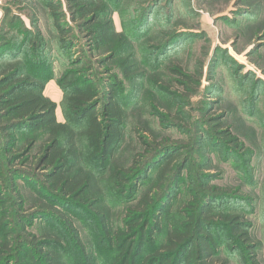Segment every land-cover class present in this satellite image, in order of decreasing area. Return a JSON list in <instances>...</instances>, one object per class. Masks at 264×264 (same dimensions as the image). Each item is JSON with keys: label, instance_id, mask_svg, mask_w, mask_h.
<instances>
[{"label": "trees", "instance_id": "1", "mask_svg": "<svg viewBox=\"0 0 264 264\" xmlns=\"http://www.w3.org/2000/svg\"><path fill=\"white\" fill-rule=\"evenodd\" d=\"M40 1L51 11L62 51L76 46L80 30L98 61L125 54L128 43L115 35L106 4L67 0L72 31L60 2ZM34 38L25 45L35 68L21 64L19 52L1 50L0 55V264H101L97 246L115 252L106 256L108 264H232L237 255L247 264H260L259 245L233 191L211 185L208 173H203L204 181L190 173L184 176L186 158L178 161L179 147L167 138L151 142L139 133L143 146L130 144L133 129L138 130L130 129L126 107L138 90L131 57L112 65L123 78L115 74L107 81L83 76L78 62L60 68L56 82L64 93L65 119L60 122L57 103L44 94L54 79L51 69L55 71L57 57L40 33ZM173 70L189 79L179 68ZM216 119L209 121L212 128L201 124L203 135L192 139L200 150L207 139L214 151L219 148L213 131L223 142H235ZM209 161L202 163L204 170ZM151 174L156 182L140 196ZM17 179L32 185L37 195L21 189ZM197 184L202 190H194ZM106 189L111 203L105 201ZM183 194L187 199L179 203ZM11 201L22 212L24 225L43 219L57 227H38L36 233L26 226L19 232L10 221ZM118 204L122 206L115 212ZM85 210L95 219L94 246L82 237L72 216ZM69 247L77 252V261L65 259Z\"/></svg>", "mask_w": 264, "mask_h": 264}, {"label": "rangeland", "instance_id": "2", "mask_svg": "<svg viewBox=\"0 0 264 264\" xmlns=\"http://www.w3.org/2000/svg\"><path fill=\"white\" fill-rule=\"evenodd\" d=\"M96 1L108 6L115 35L128 43L122 57H114L107 63L98 61L90 45L82 42L80 30L75 34L76 46L62 51L51 11L40 0H0V55L1 50L19 52L21 64L35 68L28 54L30 46L25 44L28 38L35 39V35L41 34L50 46L51 55L58 60L55 71L51 69L54 79L46 84L44 94L57 103L60 122L65 120L61 108L64 93L56 82L60 68L78 62V67L83 65V76L107 81L115 74L122 77L121 69L112 65L130 56L132 75L138 79V90L134 93L137 96L126 102L129 127L138 128L137 133L133 129L130 144L135 148L143 146L139 133L151 142L167 138L170 145L179 147L178 161L186 158L184 176L190 173L204 181L203 173H208L213 176L211 185L233 191L241 201L238 206L246 215L253 240L259 245V263L264 264V0ZM55 2H60L62 18L72 28L67 0ZM17 34L20 37L14 41ZM175 68L189 79L174 71ZM126 86L131 92L132 84L126 81ZM215 118L236 140L223 142V137L213 131L219 148L214 151V145L207 139L200 150L192 139L203 135L201 124L212 128L210 122ZM208 158V169L204 170L202 163H207ZM36 180L40 177L36 176ZM16 182L30 196L37 195L24 180ZM155 182L151 174L140 187L143 192L140 196ZM197 189L202 190L199 184L195 185L194 190ZM106 192L105 201L111 203L110 192L107 189ZM187 196L178 197L179 203ZM121 206L118 204L114 211ZM231 206L236 204L232 202ZM9 208L10 221L19 232L26 226L27 231L36 233L38 227H57L43 219L24 225L17 204L11 201ZM72 216L82 237L90 238L94 246L95 219L91 220L86 210ZM97 248L99 262L108 264L106 256L115 252L105 246ZM74 251L69 247L65 259L77 261L78 254ZM232 264L247 263L237 255Z\"/></svg>", "mask_w": 264, "mask_h": 264}]
</instances>
